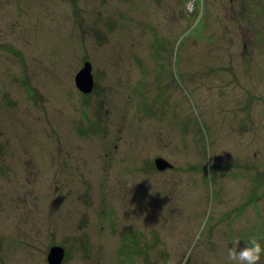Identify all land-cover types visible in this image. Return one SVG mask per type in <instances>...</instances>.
Returning <instances> with one entry per match:
<instances>
[{
    "label": "rangeland",
    "instance_id": "374dc122",
    "mask_svg": "<svg viewBox=\"0 0 264 264\" xmlns=\"http://www.w3.org/2000/svg\"><path fill=\"white\" fill-rule=\"evenodd\" d=\"M235 235L264 238V0H0V264H225Z\"/></svg>",
    "mask_w": 264,
    "mask_h": 264
},
{
    "label": "clouds",
    "instance_id": "9594fccd",
    "mask_svg": "<svg viewBox=\"0 0 264 264\" xmlns=\"http://www.w3.org/2000/svg\"><path fill=\"white\" fill-rule=\"evenodd\" d=\"M211 156L212 152L209 150L207 159ZM262 239L264 238L257 235L230 237L225 243V264H260L262 257H264ZM162 264H177L176 257L169 256L162 261Z\"/></svg>",
    "mask_w": 264,
    "mask_h": 264
},
{
    "label": "water",
    "instance_id": "95a60500",
    "mask_svg": "<svg viewBox=\"0 0 264 264\" xmlns=\"http://www.w3.org/2000/svg\"><path fill=\"white\" fill-rule=\"evenodd\" d=\"M75 85L84 94H88L92 91L94 82L91 74V66L88 62H86L84 67L76 74ZM157 164H158L157 169L159 171H164L169 166V164L166 162H164L165 165L164 164L160 165L158 162ZM63 257H64L63 248L52 247L48 255L49 264H61Z\"/></svg>",
    "mask_w": 264,
    "mask_h": 264
}]
</instances>
